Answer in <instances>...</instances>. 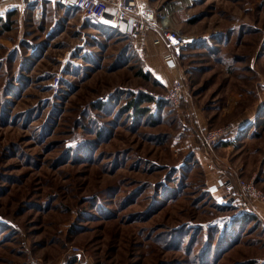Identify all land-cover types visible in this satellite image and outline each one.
Here are the masks:
<instances>
[{
  "label": "rangeland",
  "instance_id": "374dc122",
  "mask_svg": "<svg viewBox=\"0 0 264 264\" xmlns=\"http://www.w3.org/2000/svg\"><path fill=\"white\" fill-rule=\"evenodd\" d=\"M143 5L195 39L177 106L151 35L58 3L0 15V264H264V205L228 224L206 192L233 171L264 192V0ZM223 127L238 143L209 150Z\"/></svg>",
  "mask_w": 264,
  "mask_h": 264
},
{
  "label": "built area",
  "instance_id": "2783aa9c",
  "mask_svg": "<svg viewBox=\"0 0 264 264\" xmlns=\"http://www.w3.org/2000/svg\"><path fill=\"white\" fill-rule=\"evenodd\" d=\"M38 0H18L20 8L26 9ZM64 8L78 10L94 21L104 22L123 35H151L152 43L163 48L162 58L167 69L176 70L177 76L167 86L162 97L171 105H179L186 88L179 60L184 50L195 39L172 28L168 15H159L155 10L142 6L135 0H56ZM202 139L209 150L231 134L229 127L202 130ZM207 191L217 204L229 207L247 208L260 215L259 206L264 205V192L253 180H246L233 171L232 176L217 178L207 187ZM38 264V263H34Z\"/></svg>",
  "mask_w": 264,
  "mask_h": 264
},
{
  "label": "crops",
  "instance_id": "0c3cea01",
  "mask_svg": "<svg viewBox=\"0 0 264 264\" xmlns=\"http://www.w3.org/2000/svg\"><path fill=\"white\" fill-rule=\"evenodd\" d=\"M135 1H137L142 6L145 7V5H143L145 4V0H135ZM43 2H47L50 4H57L56 0H38L33 5H36V7L38 6L41 7ZM31 7L32 5L26 9L29 10ZM15 10L23 11L25 9L20 8L18 0H0V15L4 16L5 14H8L9 12H12ZM66 10H71V9H66ZM101 23H104V22H101ZM145 41H146L145 44L149 45L148 46L149 51L153 54L152 57H150L151 59H149V64L152 66V69L155 70L156 76L159 78H165V76H169L170 73L176 72L174 70H170L165 67L163 58H162L163 49H161L160 46H154L150 37L145 38ZM145 46L146 45H144V47ZM234 141L232 140L230 142H223V143H227L226 145H223V146H230L232 145L231 143H233Z\"/></svg>",
  "mask_w": 264,
  "mask_h": 264
},
{
  "label": "trees",
  "instance_id": "16d2710c",
  "mask_svg": "<svg viewBox=\"0 0 264 264\" xmlns=\"http://www.w3.org/2000/svg\"><path fill=\"white\" fill-rule=\"evenodd\" d=\"M10 13H14L13 11L12 12H10ZM111 30H114L113 28H110ZM115 31V30H114ZM153 100V98H150L149 99V101H152ZM139 101H141V98L140 99H134V100H132L131 102H130V109H133V110H136V111H143V108L142 109H140L138 106L140 105V103H139ZM167 104H169V103H167ZM166 104V105H167ZM239 133V132H238ZM231 135V134H230ZM229 135V136H230ZM236 137L237 138H240L241 137V134H236ZM237 140V142L236 143H238V139H236ZM230 141H232V139L231 138H229V139H227V140H223V141H220L219 143L220 144H222V145H226L227 143H223V142H230ZM206 192H207V196L209 195L208 194V191L206 190ZM215 206H218V207H221V208H225L226 210H232V211H234L235 212V215L234 216H232V218H230V220H228V222H226V223H228L229 224V222L231 223H236V224H241V222L244 220V219H246V217L247 216H252L253 215V217H254V219H255V217H257V216H259V215H257L256 213H253L252 211H250L249 209H247V208H239V207H229V206H223V205H220V204H217V203H215Z\"/></svg>",
  "mask_w": 264,
  "mask_h": 264
}]
</instances>
